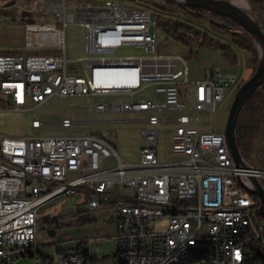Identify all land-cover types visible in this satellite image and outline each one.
Returning <instances> with one entry per match:
<instances>
[{
    "label": "built area",
    "instance_id": "obj_1",
    "mask_svg": "<svg viewBox=\"0 0 264 264\" xmlns=\"http://www.w3.org/2000/svg\"><path fill=\"white\" fill-rule=\"evenodd\" d=\"M125 1L86 2L69 11L66 0H37L53 21L27 24L23 50L0 55V96L16 111L36 110L56 97L105 100L90 108L94 129L88 134L69 135L83 124L71 115L59 123L60 137L40 136L44 124L37 117L34 137H0V264L27 258L96 264L90 240L55 245L50 254L37 246L38 209L79 195L85 211L113 212L116 245L131 247L130 256L117 254L125 264H264L246 249L249 225H258L264 249L260 201L241 186L255 189V178L264 189V170L236 166L213 123L217 108L242 85L239 74L213 68L193 80L186 57L157 49L155 15ZM72 24L85 30L77 59L67 51ZM123 49L142 54L116 56ZM107 115L117 119L104 121ZM103 123L143 125L137 163L124 161L95 133ZM165 130L176 157L168 164L159 150ZM188 244L201 245V252L183 258Z\"/></svg>",
    "mask_w": 264,
    "mask_h": 264
},
{
    "label": "rangeland",
    "instance_id": "obj_2",
    "mask_svg": "<svg viewBox=\"0 0 264 264\" xmlns=\"http://www.w3.org/2000/svg\"><path fill=\"white\" fill-rule=\"evenodd\" d=\"M99 0H66L69 11L86 2ZM175 1V0H174ZM246 1V0H245ZM173 6L167 0H126L125 6L140 10L151 11L156 20L158 29L157 49L166 53H177L187 58L192 78L201 79L206 71L220 65L226 59L220 50V45L214 47H200L195 43L186 48L176 39L175 25L183 24L199 30L215 39L218 43L235 50L237 59L232 64L240 68L239 82L250 79L254 74L255 62L251 54L239 50L234 44V34L241 33L238 27H233L223 20L208 13L196 12L175 1ZM54 15V14H53ZM49 16L47 8L41 6L37 0H0V55H13L21 52L25 43V27L36 22H51L54 17ZM55 16V15H54ZM215 25L227 27L221 30ZM58 28H63L62 23H57ZM85 30L72 24L67 27V51L70 59L80 57L81 44ZM258 50V49H257ZM259 53V52H258ZM140 50L123 49L116 56H138ZM238 89L231 91L227 99L217 108L214 116V130L217 133L225 131L229 111ZM144 96V95H143ZM113 101V100H109ZM105 100L88 97L53 98L49 103L31 111H16L9 98L0 96V137L32 138L35 132L32 123L35 117L44 125L39 129L42 137H60L64 135L59 123L68 116H74L76 121L83 122L74 127L70 136L88 134L94 129L91 121L90 108ZM104 121H115L117 117L107 115ZM124 120L131 117L125 116ZM88 124H85L87 123ZM209 124L203 123V126ZM141 124L126 123L122 128L117 124H101L95 133L109 141L116 152L124 161L137 163L140 149L144 145ZM171 132L163 131L159 141L160 161L168 164L176 161L171 152L169 139ZM248 194V193H247ZM86 198L82 195L73 198L60 197L52 200L38 209L37 215V246L42 253H52V247L62 244L64 247L72 245L75 241L90 240V254L98 259L96 264H119L117 261L118 246L114 240L116 218L113 212L99 209L93 213L96 222L88 226H70L75 222L77 213L84 211ZM53 223V224H50ZM58 225V226H57ZM19 264H34L31 258L22 259Z\"/></svg>",
    "mask_w": 264,
    "mask_h": 264
},
{
    "label": "trees",
    "instance_id": "obj_3",
    "mask_svg": "<svg viewBox=\"0 0 264 264\" xmlns=\"http://www.w3.org/2000/svg\"><path fill=\"white\" fill-rule=\"evenodd\" d=\"M246 1L248 2L255 18L258 21V24L264 32V0ZM167 2L173 6L177 5L174 0H167ZM190 9H193L196 12L207 13L197 8L190 7ZM210 15L223 20L233 27H237L235 24L226 19L214 14ZM215 26L221 30H225L227 28L220 25ZM175 34L177 42L186 48L192 47L195 43H197L200 47H214L219 44L221 53L231 64L237 59V53L234 49L221 45L215 39L199 30L183 24H176ZM233 34L235 46L239 50L253 56L255 62V72L259 64V53L253 39L242 31L241 33ZM236 140L245 164L264 170V84L251 94L241 109L236 125ZM94 222H96V219L93 213L84 210L77 213L75 222L70 226H88ZM96 260L98 259L92 258L93 262H96ZM117 261L119 264H125L123 260L118 258V256Z\"/></svg>",
    "mask_w": 264,
    "mask_h": 264
},
{
    "label": "water",
    "instance_id": "obj_4",
    "mask_svg": "<svg viewBox=\"0 0 264 264\" xmlns=\"http://www.w3.org/2000/svg\"><path fill=\"white\" fill-rule=\"evenodd\" d=\"M124 1V0H120ZM176 2L183 5V7H192L200 9L201 11L217 15L223 19L228 20L235 24L243 33L247 34L251 37L258 49L259 52V64L254 72V74L250 77L249 80L242 83L240 88L238 89L235 98L232 102L229 116L227 120V125L224 131L228 147L231 151L232 157L236 166H245V162L241 156L239 151V147L236 140V125L238 121V117L240 115L241 109L243 108L247 99L251 96V94L261 87L264 84V32L258 24L257 19L255 18L249 4L245 1L251 12V19L246 18L243 15L230 11L227 9L231 0H175ZM228 74V73H226ZM230 75V74H229ZM252 182L255 186V189H251L241 182V186L246 190L249 194L255 196L260 201L259 213L264 218V189L261 183L252 178Z\"/></svg>",
    "mask_w": 264,
    "mask_h": 264
},
{
    "label": "bare ground",
    "instance_id": "obj_5",
    "mask_svg": "<svg viewBox=\"0 0 264 264\" xmlns=\"http://www.w3.org/2000/svg\"><path fill=\"white\" fill-rule=\"evenodd\" d=\"M227 9L235 11L246 18H252L250 8L244 0H231ZM246 249H248V254H252L253 258H256L257 261H264V249H262V240L261 237H259L258 225H249L248 239H246ZM199 252H201V245L188 244L186 245V249L183 250V258H192L195 253ZM117 254L130 256L131 247L118 246ZM204 254H213V247H204ZM169 264H182V262Z\"/></svg>",
    "mask_w": 264,
    "mask_h": 264
},
{
    "label": "crops",
    "instance_id": "obj_6",
    "mask_svg": "<svg viewBox=\"0 0 264 264\" xmlns=\"http://www.w3.org/2000/svg\"><path fill=\"white\" fill-rule=\"evenodd\" d=\"M214 68H220L223 70L224 73H228V74H239V72H240V68L234 64H231L227 59H224L223 61H221L220 65H218ZM203 78H201V79H203ZM192 79L193 80H201L198 78H192Z\"/></svg>",
    "mask_w": 264,
    "mask_h": 264
}]
</instances>
